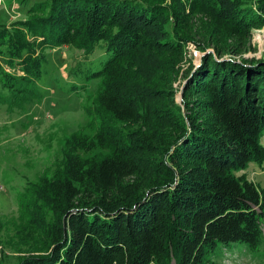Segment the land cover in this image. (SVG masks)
Masks as SVG:
<instances>
[{
	"label": "trees",
	"instance_id": "1",
	"mask_svg": "<svg viewBox=\"0 0 264 264\" xmlns=\"http://www.w3.org/2000/svg\"><path fill=\"white\" fill-rule=\"evenodd\" d=\"M262 26L264 0H39L0 23L7 109L45 48L102 41L108 53L88 74L100 84L87 124L17 194L12 227L35 246L16 264H218L217 243L258 250L264 186L243 170L264 166V53L220 57ZM187 41L203 54L180 106L171 85Z\"/></svg>",
	"mask_w": 264,
	"mask_h": 264
},
{
	"label": "rangeland",
	"instance_id": "2",
	"mask_svg": "<svg viewBox=\"0 0 264 264\" xmlns=\"http://www.w3.org/2000/svg\"><path fill=\"white\" fill-rule=\"evenodd\" d=\"M34 1L39 0H0V23L23 18ZM184 48L182 62L171 85L173 99L180 106L184 73L190 64L194 68L203 54L190 41ZM262 53L264 26L252 30L246 51L240 55L225 52L220 58L239 61L259 58ZM43 56L39 75L31 82L20 105L7 109L0 101V264H16L18 258L27 255L35 246L18 241L12 227L11 222L17 215V194L26 181L34 180L61 157L64 139L87 124L85 109L92 108L100 84L98 76L88 74L100 69L108 53L104 43L99 41L87 54L72 46L59 45L45 48ZM4 70L18 72L17 68L9 66ZM2 95L4 92L0 89V99ZM245 173L264 186V166L249 162ZM261 230L263 242L258 250L250 251L239 242L226 247L217 243L212 259L218 264H264V222Z\"/></svg>",
	"mask_w": 264,
	"mask_h": 264
},
{
	"label": "crops",
	"instance_id": "3",
	"mask_svg": "<svg viewBox=\"0 0 264 264\" xmlns=\"http://www.w3.org/2000/svg\"><path fill=\"white\" fill-rule=\"evenodd\" d=\"M245 172V169L243 170ZM253 181V180H252Z\"/></svg>",
	"mask_w": 264,
	"mask_h": 264
}]
</instances>
